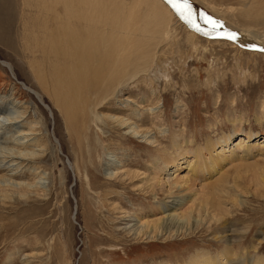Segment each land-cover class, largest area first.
<instances>
[{"label":"rangeland","instance_id":"1","mask_svg":"<svg viewBox=\"0 0 264 264\" xmlns=\"http://www.w3.org/2000/svg\"><path fill=\"white\" fill-rule=\"evenodd\" d=\"M173 2L0 0V149L39 144L26 162L0 150V179L43 177L49 191L0 195V264H192L202 254L264 264V0ZM103 77L111 89L99 97ZM7 108L24 113L8 124ZM109 114L159 124L163 133H150L159 142L117 130ZM209 141L238 157L201 176L188 161L164 167L165 155L192 157ZM113 158L130 183L108 182ZM175 173L183 180L170 189ZM166 201L200 221L154 238L124 229Z\"/></svg>","mask_w":264,"mask_h":264},{"label":"bare ground","instance_id":"2","mask_svg":"<svg viewBox=\"0 0 264 264\" xmlns=\"http://www.w3.org/2000/svg\"><path fill=\"white\" fill-rule=\"evenodd\" d=\"M82 2V1H81ZM178 5V4H177ZM172 9V8H171ZM177 9V8H176ZM249 11H254L252 9H250ZM71 12V11H70ZM78 13V11H77ZM71 14V13H70ZM74 13H72L73 15ZM80 14V13H79ZM76 16V14H74ZM170 15V14H169ZM69 16V15H68ZM188 16V15H186ZM78 17V16H77ZM170 17V16H169ZM191 17V16H188ZM88 18V17H87ZM159 18V17H158ZM192 18V17H191ZM72 19V18H70ZM81 18L79 17V20ZM165 19L166 16H165ZM83 20H86L85 18ZM161 20V19H160ZM159 20V21H160ZM170 20V19H169ZM194 22L196 24H198V26L200 27V29H203V27H201L203 25L202 21H197L195 19H193ZM88 22H92V18L89 17L87 19ZM165 22V21H164ZM167 24V23H166ZM156 25V24H155ZM163 25V24H162ZM168 25V24H167ZM166 25V26H167ZM164 25V27H166ZM163 28V27H162ZM215 28V26H214ZM74 30V29H73ZM161 30V29H160ZM168 30V29H167ZM216 30V29H215ZM166 31V30H165ZM74 37L76 38V35H79V33L76 32V30L72 31ZM244 32V31H243ZM246 33V32H245ZM220 34V33H219ZM80 36V35H79ZM193 36V35H192ZM193 39V37L191 38ZM195 39V38H194ZM80 43V38L77 39ZM194 46L193 48H196L195 46V42L192 43ZM79 46V45H78ZM143 46V45H142ZM121 49V48H120ZM122 52V49L120 50ZM125 53V52H124ZM145 55V54H144ZM143 55V56H144ZM145 57V56H144ZM120 59V58H119ZM118 59V60H119ZM123 59V58H122ZM151 62V61H150ZM148 64V62H147ZM151 65V64H150ZM115 66V65H114ZM148 66V65H147ZM146 68V67H145ZM115 69V68H113ZM116 70V69H115ZM114 71V70H113ZM116 72H114L113 74L110 75H106L105 77L109 78L111 76H114ZM124 74V73H123ZM117 75V74H116ZM125 78L127 77V74L123 75ZM132 76V75H131ZM117 77V76H114ZM130 78V77H129ZM71 79V78H70ZM106 80V79H105ZM104 77L101 79L100 83L97 85V90L101 91L100 94H97L99 97H103V95L108 94L106 92V89H108L109 86H103V81ZM108 80V79H107ZM114 80L118 81L120 79H116L114 78ZM71 81H74V79L72 78ZM124 81V80H123ZM121 82V81H119ZM105 83V82H104ZM111 83V82H110ZM112 85V84H110ZM111 89V88H110ZM108 89V90H110ZM107 90V91H108ZM113 91V90H112ZM99 93V92H98ZM43 97V96H42ZM108 97V96H107ZM97 98V97H96ZM44 99V98H42ZM101 99V98H100ZM99 99V100H100ZM102 101V100H100ZM14 102V101H13ZM99 102V101H98ZM89 106V105H88ZM158 106L154 107V108H150V114L153 116H159V112L157 111ZM8 109V108H7ZM143 109L142 104H140L139 108L137 109V111H135V116L134 117H141V111ZM149 109V108H148ZM8 113H10V115H8L9 117L4 119V121H6L8 124H12V123H16V119L18 116H21L23 113L20 111H11V109ZM27 112V111H26ZM16 114V115H15ZM109 118L111 119V126L117 127V130L120 129H124L125 132L129 133L131 136H133L134 138H142L144 139V143L147 144H152L154 145L155 143L159 142V140L157 139L156 135H152L150 134L152 131H154V129L156 128L159 132L163 133L164 128L161 127L159 124L153 122L154 124L151 125V127H147L146 129H144V126H141L138 124V122H133L131 120V118H124L122 116H118L115 114H109L108 115ZM7 117V116H6ZM107 117V116H106ZM23 119V118H22ZM142 119V118H140ZM20 120V119H19ZM145 120V119H144ZM22 121V120H21ZM3 122V120H1V123ZM142 123V122H141ZM18 124V123H17ZM11 126V125H10ZM15 126V125H14ZM20 126V125H19ZM86 127V126H85ZM7 128V127H6ZM87 128V127H86ZM84 129V128H83ZM25 130V129H24ZM35 126L30 125V128H28V131L33 132L35 131ZM166 132V131H165ZM26 133V132H24ZM34 134V133H33ZM36 134V132H35ZM29 135V134H28ZM159 135V134H158ZM164 136V135H163ZM162 137V136H161ZM24 138H28V136L24 137ZM174 138V137H173ZM20 139V138H19ZM132 139V138H131ZM186 138H183L182 140H179V138L177 139H173L174 140V144L173 146L175 148H180L182 149V145L185 143ZM18 141V140H17ZM41 141V140H40ZM227 142V141H226ZM32 144H35L36 146L38 144L37 139L36 140H32L30 143H27L26 140L21 141L20 142V147H14L16 149H10V150H1V153L3 152H7L9 157L15 158V160L18 161H24L26 162V159H34L37 158L38 152H36L37 150L33 149V152H31V150L28 147H31ZM215 142L209 141L207 143V145L205 147H198L195 152H193V156L189 157V155H185V151L182 150L181 152H179V154L170 156V155H165L164 157V167L166 168H170V167H174L177 168L178 170H181L183 168V165L188 161L189 165L191 167H193L195 165V169L193 170L196 173H198L200 176L202 175L201 173L204 172L210 174L211 172H213L215 169H217L220 165H222L224 162H227L231 159H235L236 157H238L236 151L233 150H229L230 154L227 155V149L226 148H222L221 150H219L216 147ZM239 144H242V142H240ZM159 145V143H158ZM34 146V145H33ZM5 148V147H4ZM176 153V152H175ZM5 156V155H4ZM8 156H5L6 158H4L3 160L0 161V163H2L3 161L7 160ZM1 157V156H0ZM29 162V161H28ZM6 163V162H5ZM32 163V162H31ZM13 163L11 162V165ZM118 164V165H117ZM5 165V164H4ZM10 165V164H9ZM19 165V164H18ZM26 165V164H25ZM1 166V165H0ZM117 166H122V164H119V161L116 160L115 158H113V160L109 161L107 164V168L105 169V176L108 179V182L112 185L118 184V182H125V181H129V183L131 182L132 177L130 176L131 172H127V171H121L119 169V167L117 168ZM13 170V168H12ZM15 170V169H14ZM17 170V169H16ZM190 170V169H189ZM222 171V169H221ZM219 171V173L221 172ZM218 173V174H219ZM17 174V173H16ZM14 175V173H13ZM12 174H10L8 177L4 176L3 178L0 179V195L1 196H5V197H9V196H13V195H17L16 198H21V199H32L34 197L38 198V197H42V196H47L49 194L48 188L43 184L42 179L43 177H40L38 180H35L34 182H17L14 179ZM19 176V174H18ZM22 176V175H21ZM137 176H139V174H137ZM37 177V176H36ZM183 177H179V174H174V178L172 179V181L170 182V189L172 188V185H177L179 183V180H183ZM219 178V177H218ZM222 178V176L220 177ZM219 178V180H221ZM224 179V178H222ZM189 180H185V183H188ZM214 182V181H213ZM222 182V180H221ZM216 183V182H215ZM218 183V182H217ZM212 184V182H211ZM194 187H198V184L195 182V184H193ZM214 187H216L214 185ZM203 190H205L206 188H208L207 186H203L202 187ZM151 189L154 190L155 188L153 186H151ZM173 190V189H172ZM10 191V193H9ZM176 193V192H175ZM202 193H205L202 191ZM171 194V193H170ZM173 194V191H172ZM214 194V193H212ZM169 195V194H168ZM214 197V196H213ZM4 199V198H2ZM209 201L207 202V207L209 206ZM163 205V206H162ZM173 204L170 203V201H166L164 204H160L158 203L159 207H153L151 210V213H145L144 216H142V219H139L137 215L132 216L136 219H132L133 220H137V223L135 224H130L128 225V227H124V229H130V232H133L134 234H139V235H149V237H153L157 234L162 235L164 234V232L166 231H172V229L175 226H178V228L182 227V224L185 223V226L187 223H189L190 220L194 219L196 221H200V216L196 217V214L198 216L199 212L197 211L195 213V215L192 216V219H186L185 215H181V213H177V209L181 206V204H176V207H170ZM206 205H202V208H207ZM201 208V209H202ZM171 209H173L174 211H171ZM200 210V209H198ZM156 211H160L157 212ZM206 212V211H205ZM152 217L149 218V216ZM154 214V217H153ZM158 214V215H157ZM222 216L221 212H218L217 214L214 215V217L216 218H220ZM213 217V216H212ZM202 218V217H201ZM124 220V219H123ZM131 221V220H130ZM191 222V221H190ZM199 223V222H198ZM200 224V223H199ZM191 225V224H190ZM127 230V231H128ZM225 252H228L225 251ZM260 259V258H259ZM252 263L253 264H262V263H258V261H256L255 258H252ZM220 263V260H218ZM231 261V259H230ZM192 264H217L215 263V259H208L206 258V255H200L199 257L195 258L194 260H192L191 262ZM230 263V262H229ZM221 264H227V260H223L221 262Z\"/></svg>","mask_w":264,"mask_h":264},{"label":"snow or ice","instance_id":"3","mask_svg":"<svg viewBox=\"0 0 264 264\" xmlns=\"http://www.w3.org/2000/svg\"><path fill=\"white\" fill-rule=\"evenodd\" d=\"M170 2H173V0H170ZM173 6L177 8V11L180 12L181 15L184 14V13H183V10L181 9V7H180L179 5H177V4H175V3L173 2ZM184 7H188V5H187V0H185V2H184ZM208 20L211 21L212 18H211V17H208ZM219 23H220L219 21H215V22H214V25H215V24H219ZM235 35H236V34H232L229 38L234 39V38H235Z\"/></svg>","mask_w":264,"mask_h":264}]
</instances>
